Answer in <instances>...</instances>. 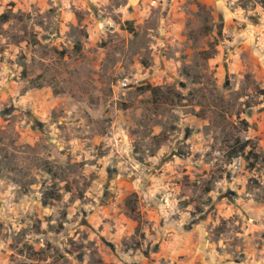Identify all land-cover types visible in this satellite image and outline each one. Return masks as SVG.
Masks as SVG:
<instances>
[{
    "label": "rangeland",
    "instance_id": "374dc122",
    "mask_svg": "<svg viewBox=\"0 0 264 264\" xmlns=\"http://www.w3.org/2000/svg\"><path fill=\"white\" fill-rule=\"evenodd\" d=\"M0 264H264V0H0Z\"/></svg>",
    "mask_w": 264,
    "mask_h": 264
},
{
    "label": "trees",
    "instance_id": "16d2710c",
    "mask_svg": "<svg viewBox=\"0 0 264 264\" xmlns=\"http://www.w3.org/2000/svg\"><path fill=\"white\" fill-rule=\"evenodd\" d=\"M23 76L28 79L33 78L32 69L29 66L25 68L23 72ZM142 90L150 92L154 96H157V98L159 97L161 93V90L159 88H153L150 85L143 87ZM249 145L250 143L248 141L246 142L237 141L233 146H230L229 157L231 159H234L240 156L245 157L247 168L253 170L254 168H256L257 164L261 161V159H260V155L255 153L254 151L255 148H252L248 151ZM56 198H57V195L53 191L46 193L44 197V201H43L44 205L47 206V205L52 204L53 200Z\"/></svg>",
    "mask_w": 264,
    "mask_h": 264
}]
</instances>
